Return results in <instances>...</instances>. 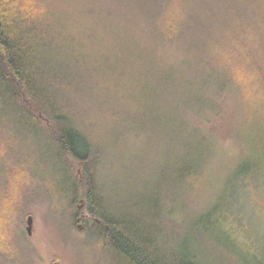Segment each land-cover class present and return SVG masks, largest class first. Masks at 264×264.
<instances>
[{"label":"trees","instance_id":"1","mask_svg":"<svg viewBox=\"0 0 264 264\" xmlns=\"http://www.w3.org/2000/svg\"><path fill=\"white\" fill-rule=\"evenodd\" d=\"M64 5L0 0V264H22L15 230L30 214L29 204L49 202L53 212L69 207L75 222L81 200L87 202L89 237L95 236V264H210L202 251L217 205L201 209L195 198L206 190L211 171L201 149L191 152L185 139L208 132L211 116L220 113L216 97L228 88L258 101L263 113L264 0L254 7L248 0L169 1L151 20L150 32L136 27L142 24L136 16L124 21L123 55L129 63L130 55L140 60L142 91L133 96L143 105L138 121L124 122L121 139L128 144L122 146L129 156L144 141L161 167L135 168L136 185L113 203L102 183L105 152L84 129L88 115L106 110L93 96L90 60L97 55L87 44L96 36L87 32L89 25L84 40L72 45L66 27H55L70 22ZM105 57L107 63L114 58ZM77 165L84 168L85 185L76 177ZM240 167L242 178L252 169L246 162ZM189 212L198 215L193 223Z\"/></svg>","mask_w":264,"mask_h":264},{"label":"rangeland","instance_id":"2","mask_svg":"<svg viewBox=\"0 0 264 264\" xmlns=\"http://www.w3.org/2000/svg\"><path fill=\"white\" fill-rule=\"evenodd\" d=\"M59 1L67 4L61 11L68 15L70 22L59 23L55 27H66L67 38L72 45H76L78 38L84 40L82 35L89 25L91 28L87 32L96 36V42L89 39L87 44L91 53L97 55L90 60L96 69L93 81L97 83V89L93 96L106 110L88 115L86 122L89 127L85 123L84 129L94 147L105 152L102 159L107 169H103L106 177L102 183L106 182V195L113 203L118 194L128 197L136 185L133 177L139 171L135 168H147L153 172L161 167V162L155 158V150L147 149L144 141L136 142L134 154L129 156L124 151L127 148L122 146L128 144L121 139L124 122L138 121L143 105L133 96L141 82L140 60L137 63V57L130 55L129 63V56L124 58L123 55L127 47L126 41L124 43V21L136 16V20L142 23L136 27L142 25L150 32L154 23L151 20L161 15V5L178 0ZM248 1L254 7L258 0ZM247 14L255 20L252 11ZM106 54L113 55L115 59L111 57L107 63ZM132 82L135 88H132ZM141 91L142 87H139L138 93ZM236 92V89L228 88L216 97L220 113L211 116L206 125L208 132H193L195 138L185 139L191 152L195 148L201 149L202 162L205 161L204 166L211 171L209 179L203 183L206 190L195 201L201 209L207 204L217 205L209 217V231L204 239L202 255L205 260L210 257V264H228L223 255L233 257L237 264H264V109L261 113L258 101L238 98ZM123 95L128 99H123ZM135 133H130V136ZM131 141L134 142L133 139ZM212 143L214 146L211 148ZM117 144L121 150L115 146ZM131 160L135 164H129ZM243 162L250 163L252 169L242 178L239 172ZM75 172L85 185L84 168L77 165ZM80 191L84 193L85 189ZM86 203V200L78 203L83 212L78 213L75 222L69 207L67 210L61 205L53 212L49 202L29 204L30 214L21 219L15 230L24 252L22 264H95L96 255L92 248L95 236L89 237L91 226L87 223L90 216ZM194 214L189 212L187 220L190 218L193 223L198 216ZM30 215L34 218L31 235L27 230V217ZM6 264L12 262L7 260Z\"/></svg>","mask_w":264,"mask_h":264},{"label":"water","instance_id":"3","mask_svg":"<svg viewBox=\"0 0 264 264\" xmlns=\"http://www.w3.org/2000/svg\"><path fill=\"white\" fill-rule=\"evenodd\" d=\"M81 202H84V200H81ZM27 224H28V227H27L28 233L31 235L32 234L33 225H34V218H33L32 215L27 217Z\"/></svg>","mask_w":264,"mask_h":264}]
</instances>
